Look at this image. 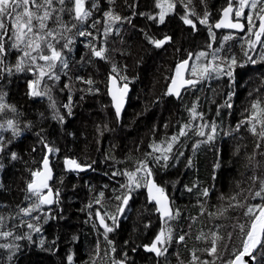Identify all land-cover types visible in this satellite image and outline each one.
<instances>
[{
    "label": "trees",
    "instance_id": "1",
    "mask_svg": "<svg viewBox=\"0 0 264 264\" xmlns=\"http://www.w3.org/2000/svg\"><path fill=\"white\" fill-rule=\"evenodd\" d=\"M168 2L175 7L169 9L165 0H87L86 6L96 7L83 23L55 12L54 17L77 27L65 33L73 39L67 49L61 48L63 39L56 44L67 67L56 62L55 75L49 73L34 86L42 93L38 96L29 88L39 78L35 66L26 63L25 70L16 71L22 52L8 47L10 40L6 44L7 55L0 63V103L10 107L0 111V216L7 224L2 231L13 235L0 236V245L10 246L0 247V264H70L69 256L71 264H228L242 251L252 220L245 212L261 200L253 197L264 180V140L253 134L248 122L255 101L264 107V44L245 60L240 43L216 35L213 40L209 21L216 17L213 7L221 0H191V8L183 0ZM54 7L61 6L54 3ZM110 10L123 19L108 20L104 13ZM161 10L166 13L163 24L158 22ZM205 13L208 24H201ZM186 15L195 28L184 23ZM47 24L64 32L54 20ZM78 31L92 35L80 36ZM165 37L170 40L161 47L152 42ZM93 48L105 49L103 58L95 56ZM201 52L206 55L199 56ZM188 54L192 55L188 77L199 82L174 99L167 94V85L174 66ZM232 58L237 61L234 65ZM229 66L231 77L219 73V68L226 73ZM108 75L130 87L120 119L107 99ZM9 119L18 134L7 127ZM256 127L259 131L260 125ZM47 152L55 201L25 215L21 209L39 203L27 185ZM64 159L75 160L82 171L66 170ZM126 173L133 174L134 181ZM149 178L168 194L174 218L160 222L154 205L148 204L144 187ZM238 202L243 206H236ZM97 213L111 232L97 227ZM29 223L40 231L29 229ZM162 230L165 238L170 233L172 239L158 244L163 254L154 258L144 248ZM214 233L220 237L217 253L209 255L205 249L211 247ZM181 235L184 240L178 242ZM255 264H264V244Z\"/></svg>",
    "mask_w": 264,
    "mask_h": 264
},
{
    "label": "snow or ice",
    "instance_id": "2",
    "mask_svg": "<svg viewBox=\"0 0 264 264\" xmlns=\"http://www.w3.org/2000/svg\"><path fill=\"white\" fill-rule=\"evenodd\" d=\"M115 0H109V3H114ZM165 2L168 3V8H174L175 4L168 2V0H165ZM189 4L191 3V0H188ZM54 3L59 4L61 7L59 9H56L54 7ZM87 0H0V63H2V57L4 55H7V48L6 44L10 40L11 43L8 44V47L12 49H17L22 52V56L20 57L18 63L15 65L16 71H23L25 70V64L30 63L35 66V69L37 71L34 72L35 75H38V79L35 81L30 82L29 88L33 89L31 91V95L38 96L42 93L38 90H34V86L38 87L40 83V79H42L44 76L49 75V73H52V70L56 67V62H60L63 67H67V62L63 60L62 58V51L56 47V44L60 43V40L63 39L65 43L61 46L63 49H67L70 44L73 43V39L69 36H65V33L71 32L72 28H76V23L71 24V27H69L67 24H65L62 20V18L57 15L54 17L55 12L59 13H68L72 19L76 22L83 23L86 21L92 14L91 9L96 7L95 3H92L89 6H86ZM158 8H162L161 3H157ZM187 7V5H185ZM246 8H251L252 10H258L255 11V19L259 21L258 24L253 23L254 16L249 15L245 13ZM194 14V13H192ZM230 14L232 15V19H229ZM165 11L161 10L158 14V22L163 24L165 21ZM104 16L108 20L119 22L121 19H123L121 16L114 14L111 10L104 13ZM150 19H157L156 16H150ZM240 18H243L248 23V32L251 35H254L256 38V42L264 44V0H229V6L223 10V18H221L214 27L216 28H230V29H239L241 31L244 30L245 25L240 22ZM185 24L191 25L193 28H195V24L191 19L188 18V16L182 17ZM54 20L61 28L64 29V32H58L55 29L49 28L47 21ZM201 24H208V13H205L204 17L200 19ZM95 26V25H93ZM213 26L209 25V32L210 35H212L213 40H215V34L211 32V28ZM253 29H256L255 32H253ZM109 29H105V34ZM77 35L84 36L89 35L91 36L92 33L90 32H84V31H78L76 33ZM7 37V40L5 39ZM230 36H224L223 39L225 41L229 40ZM168 40H170V37H165L164 39L160 40H154L152 41L156 47H161L163 44H165ZM53 41L55 43H53ZM249 44H252L253 41L249 40ZM23 46V47H21ZM105 49H95L93 48V53L97 57L103 58V53ZM35 53V55L33 54ZM206 53L201 52L199 56H205ZM27 58V60L25 59ZM38 61H44L45 63L39 64ZM237 61L235 58L231 59V64H236ZM188 64V61L185 60L181 64H178L176 66V75H181V70L186 69V65ZM45 68H47L48 71H45ZM9 72L11 69H7ZM28 70H33L32 68H29ZM113 71H116L115 68H113ZM212 71H217L216 68H213ZM219 73L226 74L227 76H232V71L229 66V70L225 73L223 68H219ZM209 73V68L205 66L203 75H207ZM191 74L193 76L196 75V69L192 68ZM54 76L55 74L52 73ZM50 78H52L50 76ZM55 79H59V76H55ZM122 79H127L126 77H122ZM198 80H182V83L187 85H194L198 83ZM88 83H91V81H88ZM113 83H115V80H113ZM172 83L176 84V79H172ZM127 92V84L123 85V88L121 90V96L126 94ZM173 92V89L170 87L168 90V93L171 94ZM176 95L179 96V92H176ZM3 100V96H0V101ZM113 100L117 101V97L113 95ZM261 101H255L251 108L253 109L251 116L248 118V122L252 124V128L250 129L254 135H259L261 140H264V107H261ZM228 107H231V104L227 105ZM6 107H10L8 105H5L4 103H0V111H3ZM121 110V102L117 101L116 103V113L117 116H119ZM11 111L15 112V107H11ZM60 119H63L60 117ZM260 125V130L257 131L256 125ZM3 125H0V128H2ZM7 127L10 129H13V134H18V130L16 129L14 122L9 119L7 120ZM207 127V125H205ZM211 132H215V126H211ZM184 131L181 130L180 135H184ZM199 135H205L204 132H200ZM213 136L209 134L207 136L208 140H211ZM173 140H176L177 137H172ZM261 145L257 144V148H259ZM154 147V146H153ZM154 150L158 151L159 149L154 147ZM168 150H171V145L168 146ZM0 151H3V146L0 145ZM53 149L49 148V152H52ZM12 158L16 159V154L12 153ZM165 160L168 159L167 156L164 157ZM66 164L73 165L75 168L79 169L81 168V165L78 164L75 160H66ZM143 167V164H142ZM141 169H137V171H140ZM149 170V175H150ZM126 175L129 176L130 180L134 181V176L131 173H126ZM32 176L34 179L30 181L27 185V191L35 196L37 200L39 201L38 204H34L31 208H23L21 209V212H23L25 215H31L33 211H36L39 209L40 205H48L53 203L54 201L50 199L52 196L51 188L48 185V181L52 178L51 177V169L49 168V159L46 156L43 159V169L37 170L32 172ZM257 178L253 177V180L255 181ZM139 187V184L136 185ZM148 189L149 197L152 200H155V202L160 205V211L162 212V215L174 218V215L172 211L170 210L168 204L166 203L167 197L164 194V190L162 188L157 187L154 183L149 182L145 185ZM44 189H48L47 193L45 194L43 192ZM191 191V189H189ZM58 195V193H57ZM103 193H101V196ZM204 196L208 195V191L204 190L203 192ZM239 195V194H237ZM259 197L261 200H264V180L260 181V188L258 191L254 193V197ZM30 198V197H26ZM119 199V197H118ZM231 200H236V196H232L230 198ZM128 197H125L123 200V203L127 204ZM236 206H243L239 202ZM254 209L258 210V214ZM123 209H120L122 211ZM99 215V213H97ZM175 215H179V212L177 211ZM245 215L252 217V222L249 226V229L245 233L246 239L243 242V251L240 253L239 256L236 257V261H229L228 264H245V261L242 259L244 256H250L252 259H255L254 256H252V251L257 248V246L264 244V204H257V205H249L247 207V210L245 212ZM35 219H39V217H35ZM114 219V218H113ZM101 224L104 225L106 232H111L113 229L109 227L107 224L104 223L103 217H101ZM7 227L6 224V218L4 216H0V236L8 237L12 236L13 233L11 231H2V229H5ZM27 227L29 229H34L35 231L39 232L40 229L36 227L35 225L29 223L27 224ZM244 225H240V229L242 232H244ZM215 237L211 242V247L208 249H205V251L209 255H214L217 253V246H216V240L220 239V237L217 234H213ZM25 237L16 236L15 239H23ZM27 239H31V236H27ZM201 237H197V239H200ZM105 239L107 240V236L105 235ZM171 234L169 233L167 237L165 238V233L162 230L155 238L154 242L150 246H145L147 251L154 252L156 255H162L161 248L158 247L159 245L165 244L167 241L171 240ZM184 240V236L181 235L178 238V242H182ZM43 243V241L41 242ZM109 244H111V241H109ZM0 247H10L9 245H0ZM166 251V249H164ZM112 251L115 252V248H112ZM193 259H199L198 257H193ZM68 261L71 264L72 256L68 257ZM94 264V262H93ZM113 264H124L123 261H113ZM202 264H214V261H203Z\"/></svg>",
    "mask_w": 264,
    "mask_h": 264
},
{
    "label": "water",
    "instance_id": "3",
    "mask_svg": "<svg viewBox=\"0 0 264 264\" xmlns=\"http://www.w3.org/2000/svg\"><path fill=\"white\" fill-rule=\"evenodd\" d=\"M228 6H229V5H228ZM228 6H227V7H228ZM227 7H226V8H227ZM223 10H224V9H223ZM221 18H223V11L221 12L218 21H219ZM229 19H232V15H231V14H230V16H229ZM218 21H217V22H218ZM217 22H216V23H217ZM216 23H215V24H216ZM241 23H242V22H241ZM214 28H215L216 30L223 29V30H229V31H233V32H243V31H244V30L241 31V30H239V29H230V28H216V27H214ZM254 38H255V37H254ZM255 41H256V38H255ZM191 58H192V55L190 54L186 59H184V60L178 62V63L174 66V68H173L172 74H171V76H170L169 83H168V85H167V94H168L169 96L173 97L174 99H179V97L181 96V94H182V92H183L184 90L189 89L190 87H192V85H187V84L182 83V80H192V79H190V78H187V74H188V70H189V66H190ZM185 60L188 61V64L186 65V69H187V70L182 69V70H181V75H180V76H177V75H176V66H177L178 64H181V63H182L183 61H185ZM173 78L176 79V84H173V83H172V79H173ZM113 80H115V83H113ZM123 85H124V84H120V83L118 82V80H117L114 76H112V75H108V76H107V82H106V95H107V99H108V101H109V103H110L111 110H112L113 114L115 115V117H116L117 119H120V118L122 117V114H123V112H124V110H125V108H126L127 100H128V96H129V93H130V87L127 85V92H126V94H124L123 96H121V90H122V88H123ZM170 87L173 89V92H172L171 94L168 93V90H169ZM176 92H179V96L176 95ZM113 95H115V96L117 97V101H120V102H121V110H120V114H119V116H117V113H116V103H117V101H114V100H113ZM46 156H47L48 159H49V152H47V154L45 155V157H46ZM45 157H44V158H45ZM66 160H69V159H64V161H63V163H64V168H65L66 170H69V171H82V168L77 169V168H75V166H73V165L66 164V163H65ZM49 168L51 169L50 164H49ZM42 169H43V162H42V164H41V169H40V170H42ZM51 177L53 178V171H52V169H51ZM52 178L48 181V185L50 184ZM33 179H34V177L32 178V180H33ZM149 182H152V183H154L157 187L161 188V187H160V186H159V185L153 180V178H149V179L147 180L146 184H148ZM146 184H145V185H146ZM44 190H45L44 193L46 194L47 191H48V189H44ZM51 191H52V196L50 197V199H52L53 201H55V193H54V191H53L52 189H51ZM144 193H145V196H146V199H147L148 203H152V204L154 205V207H155V211H156V214L158 215L160 222H163L165 219L169 218V217H166V216L162 215V212L159 210V209H160V205H158V204L155 202V200L150 199V197H149V193H148V189H147L146 186H145V188H144ZM164 194H165V196L167 197V201H166V203L168 204L170 210L172 211L171 201H170L169 197L167 196V194H166L165 192H164ZM51 204H52V203H51ZM51 204H48L47 206H49V205H51ZM262 204H264V200H262ZM172 213H173V211H172ZM257 214H258V211H257ZM101 217H102V215H101L100 213H99V215H96V216H95L96 224H97V227H98V228H100V229H105L104 225L101 224V222H100V221H101ZM103 220H104V219H103ZM251 222H252V220H251ZM251 222H250V224H251ZM104 223L106 224V221H105V220H104ZM250 224H249V226H250ZM248 229H249V227H248ZM245 239H246V235H245L244 240H245ZM244 240H243V242H244ZM260 246H261V245L257 246V248H255V249L252 251V256L255 257V255H256L257 251L259 250ZM242 251H243V250H242ZM242 251H241V252H242ZM241 252H240V253H241ZM240 253H239L237 256H239ZM237 256H235V257L232 259L233 262L236 261V257H237ZM242 259L245 261V264H255V259H252L250 256H244V257H242Z\"/></svg>",
    "mask_w": 264,
    "mask_h": 264
},
{
    "label": "flooded vegetation",
    "instance_id": "4",
    "mask_svg": "<svg viewBox=\"0 0 264 264\" xmlns=\"http://www.w3.org/2000/svg\"><path fill=\"white\" fill-rule=\"evenodd\" d=\"M183 1L185 2V5H187L188 7L191 8V5H192L191 3L190 4H187V0H183ZM228 5H229V0H221V2L219 4L215 5L213 8H215L214 9V12L216 14V17L214 18L213 21H211V22L209 21V23H210V25L213 26L212 27V30L214 31V34L216 35V37L220 36L221 38H223L224 36H230L231 38L228 40V42H230L232 44H238V43H240L244 47L243 53H244L245 60H248L253 53H258L260 51V44L261 43L256 42L255 41V38H254L255 36L254 35H251L248 32V30H247L248 29V23H247L246 20H244L243 18H240V22H242L245 25V28H244V31L243 32H233V31L223 30V29L216 30L214 28V25L218 21L221 12ZM244 11H245L246 14H249V15L250 14H253V16H254L253 23H255V24H258L259 23V21L257 19H255V11H258V10H252L251 8H246ZM255 31H256V29H253V32H255ZM229 33L233 34V36H231ZM262 39H264V37H262ZM249 40L253 41V43L252 44H249L248 43ZM187 78H189L188 77V74H187ZM167 196H168V194H167ZM148 204H152V203H148ZM148 246H150V245H148ZM158 247H159V245H158ZM144 249H145L144 251L146 253L152 254V256L154 258H157L158 257V255H156L154 252L147 251L146 248H144Z\"/></svg>",
    "mask_w": 264,
    "mask_h": 264
},
{
    "label": "rangeland",
    "instance_id": "5",
    "mask_svg": "<svg viewBox=\"0 0 264 264\" xmlns=\"http://www.w3.org/2000/svg\"><path fill=\"white\" fill-rule=\"evenodd\" d=\"M258 204H262V200H260V201L258 202Z\"/></svg>",
    "mask_w": 264,
    "mask_h": 264
},
{
    "label": "bare ground",
    "instance_id": "6",
    "mask_svg": "<svg viewBox=\"0 0 264 264\" xmlns=\"http://www.w3.org/2000/svg\"><path fill=\"white\" fill-rule=\"evenodd\" d=\"M165 87V86H164ZM237 122V121H236ZM167 142V141H166ZM128 187V186H127Z\"/></svg>",
    "mask_w": 264,
    "mask_h": 264
}]
</instances>
